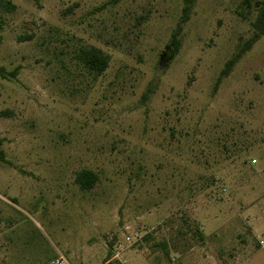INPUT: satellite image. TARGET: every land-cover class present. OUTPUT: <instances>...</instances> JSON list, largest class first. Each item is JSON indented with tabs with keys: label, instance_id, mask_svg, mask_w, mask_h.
I'll return each instance as SVG.
<instances>
[{
	"label": "rangeland",
	"instance_id": "rangeland-1",
	"mask_svg": "<svg viewBox=\"0 0 264 264\" xmlns=\"http://www.w3.org/2000/svg\"><path fill=\"white\" fill-rule=\"evenodd\" d=\"M10 1L0 264L57 250L101 264L119 242L106 264H264L257 0H193L187 16L186 0ZM91 45L110 56L100 74L76 57ZM82 169L98 175L91 188Z\"/></svg>",
	"mask_w": 264,
	"mask_h": 264
},
{
	"label": "trees",
	"instance_id": "trees-1",
	"mask_svg": "<svg viewBox=\"0 0 264 264\" xmlns=\"http://www.w3.org/2000/svg\"><path fill=\"white\" fill-rule=\"evenodd\" d=\"M193 0H186L188 3L184 8V13L187 16L189 11V3ZM0 7L5 8L6 10H11L15 8V4L10 0H0ZM256 10L257 16L253 23L255 27V33L253 37L248 41L247 48H250L252 44L260 38L262 34H264V0L256 1ZM1 27V25H0ZM171 44L174 46V50L177 51L179 48V40L175 34L171 39ZM241 52L237 53L233 58L229 59L226 62L225 68L222 70L219 81L223 78V76L229 74L235 62L240 58ZM76 57L91 71L95 72V74L102 73L109 64V54L106 53L102 48L91 45V46H81L76 51ZM0 74L2 76H6L8 71L4 65L0 64ZM14 75V72H11ZM0 162L8 163L9 161L6 158L5 152L1 146L0 142ZM97 173L91 169H82L77 174V181L81 185L82 188L88 189L91 188L94 183L97 181Z\"/></svg>",
	"mask_w": 264,
	"mask_h": 264
},
{
	"label": "built area",
	"instance_id": "built-area-1",
	"mask_svg": "<svg viewBox=\"0 0 264 264\" xmlns=\"http://www.w3.org/2000/svg\"><path fill=\"white\" fill-rule=\"evenodd\" d=\"M129 239V238H128ZM130 240V239H129ZM131 245V243H129ZM118 251L115 257H119L120 252L125 248L122 243L117 244ZM48 264H72L71 261L63 254L58 253L55 257L49 260Z\"/></svg>",
	"mask_w": 264,
	"mask_h": 264
},
{
	"label": "crops",
	"instance_id": "crops-1",
	"mask_svg": "<svg viewBox=\"0 0 264 264\" xmlns=\"http://www.w3.org/2000/svg\"><path fill=\"white\" fill-rule=\"evenodd\" d=\"M58 253H60L59 250H57V251L55 252V254H54L51 258H49V259H52L53 257H55ZM114 257H115V255H114V256H110L109 258H107V259L105 260V262H102L101 264H106V263H108V262L111 261ZM80 258H81V257H80ZM49 259L46 260V264H48ZM80 262L83 263V260H80Z\"/></svg>",
	"mask_w": 264,
	"mask_h": 264
}]
</instances>
